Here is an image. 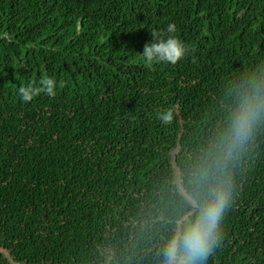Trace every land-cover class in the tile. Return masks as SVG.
I'll return each mask as SVG.
<instances>
[{
	"label": "trees",
	"instance_id": "1",
	"mask_svg": "<svg viewBox=\"0 0 264 264\" xmlns=\"http://www.w3.org/2000/svg\"><path fill=\"white\" fill-rule=\"evenodd\" d=\"M169 23L188 52L149 64ZM258 72L264 0H0V264H161L184 178ZM46 77L54 95L21 99ZM232 172L208 264H264V125Z\"/></svg>",
	"mask_w": 264,
	"mask_h": 264
},
{
	"label": "clouds",
	"instance_id": "2",
	"mask_svg": "<svg viewBox=\"0 0 264 264\" xmlns=\"http://www.w3.org/2000/svg\"><path fill=\"white\" fill-rule=\"evenodd\" d=\"M175 23H169L143 50L152 61L176 63L188 52L178 36ZM167 33V35H165ZM55 81L46 77L40 89L22 86L21 99L31 101L40 91L54 95ZM231 108L221 127L205 146L202 154L184 178L186 210L177 214L174 227L162 248L161 264H208L224 233V221L236 191L232 165L264 125V72L245 76L230 90ZM163 121L172 113H163Z\"/></svg>",
	"mask_w": 264,
	"mask_h": 264
}]
</instances>
